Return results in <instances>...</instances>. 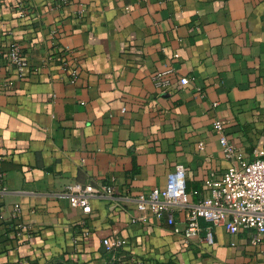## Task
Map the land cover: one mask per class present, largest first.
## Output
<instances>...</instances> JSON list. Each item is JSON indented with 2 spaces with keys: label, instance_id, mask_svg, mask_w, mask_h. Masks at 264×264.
Listing matches in <instances>:
<instances>
[{
  "label": "crops",
  "instance_id": "crops-1",
  "mask_svg": "<svg viewBox=\"0 0 264 264\" xmlns=\"http://www.w3.org/2000/svg\"><path fill=\"white\" fill-rule=\"evenodd\" d=\"M216 119L245 159L264 151V0H0V264H118L115 237L149 264H264L249 232L189 243L183 216L131 218L178 165L193 201L229 167ZM111 179L88 214L63 193Z\"/></svg>",
  "mask_w": 264,
  "mask_h": 264
},
{
  "label": "built area",
  "instance_id": "built-area-1",
  "mask_svg": "<svg viewBox=\"0 0 264 264\" xmlns=\"http://www.w3.org/2000/svg\"><path fill=\"white\" fill-rule=\"evenodd\" d=\"M21 14L24 15L25 11ZM51 57L48 53L43 64L48 63ZM7 62L19 72H23L28 65L22 45L16 40L9 43ZM161 75L154 77L157 83L161 82ZM77 79L78 70L73 68L71 81L76 82ZM179 82L185 86L191 82V78L182 76ZM214 128L219 135L224 156L230 162L229 167L219 175L210 173L204 181V190L195 191L200 196L199 200L193 201L187 190L186 169L178 165L169 173L164 188L156 186L149 193L133 198L135 211L131 214L132 220L149 222V218L155 216L175 222L178 216H183L185 226L182 229L175 226L174 232L181 234L189 243L200 239L203 243L212 244L214 227H224L233 236L249 232L253 243L264 238V151L258 150V157L249 161L229 140L223 120L216 119ZM116 192L114 179L96 183L73 182L63 190L70 197L71 205L82 209L85 214L92 211L93 199H114ZM121 198L131 199L127 195ZM116 205L124 206L120 200ZM202 221L209 223L203 237ZM128 242L124 237L103 240L111 259L118 264H149V261L134 253L124 257L123 250Z\"/></svg>",
  "mask_w": 264,
  "mask_h": 264
}]
</instances>
